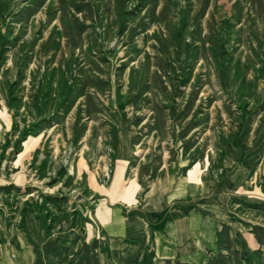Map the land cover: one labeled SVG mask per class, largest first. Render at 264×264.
Segmentation results:
<instances>
[{"label":"rangeland","instance_id":"1","mask_svg":"<svg viewBox=\"0 0 264 264\" xmlns=\"http://www.w3.org/2000/svg\"><path fill=\"white\" fill-rule=\"evenodd\" d=\"M217 199L206 264L260 262L264 0H0V244L97 264L107 206Z\"/></svg>","mask_w":264,"mask_h":264},{"label":"crops","instance_id":"2","mask_svg":"<svg viewBox=\"0 0 264 264\" xmlns=\"http://www.w3.org/2000/svg\"><path fill=\"white\" fill-rule=\"evenodd\" d=\"M152 202L153 206H143L137 213L130 209L124 212L120 205L103 210L100 223L107 247L99 253L97 264H206L216 253V232L223 223H229L217 212L222 206L220 200L213 206H206L204 201L166 205L163 201ZM206 207L212 210L208 214ZM26 228L14 234L13 240L9 238L12 234H8L7 241L0 244V264L35 263L34 244L40 246L44 242L45 231L34 218L26 219ZM234 229L243 234L246 243L239 248L240 255H254L260 244L254 232L249 231L251 228L234 226ZM260 254V262L251 258L247 262L264 264V253Z\"/></svg>","mask_w":264,"mask_h":264}]
</instances>
